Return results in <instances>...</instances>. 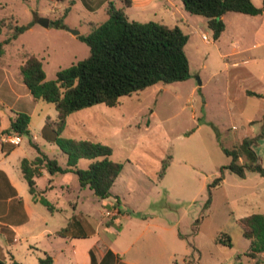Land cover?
<instances>
[{
	"label": "rangeland",
	"instance_id": "obj_1",
	"mask_svg": "<svg viewBox=\"0 0 264 264\" xmlns=\"http://www.w3.org/2000/svg\"><path fill=\"white\" fill-rule=\"evenodd\" d=\"M252 2L262 4V0ZM55 7L42 0H0V16L14 11L19 24L36 22L8 48L14 54L11 70L18 62L17 52L22 50L41 60L46 80L88 55V46L77 35L71 36L68 27L52 23L45 27L37 22L38 16L57 19L61 10ZM172 11L175 21L169 23L180 26L188 36L185 51L190 77L122 96L112 107L96 104L82 110L89 113L84 117L85 126L96 134L89 138L109 145L111 158L123 164L111 192L125 206V226L117 233L113 225L111 232L117 235L108 238V246L134 264H249L244 253L249 240L235 219L264 213V182L257 183L264 178L252 171L243 178L223 168L222 184L212 190L209 207L204 204L207 185L230 161L223 148H232L243 137L259 132L264 104L239 91L243 71L232 66L233 57L223 55L229 50V32L214 42L204 16L191 14L183 6ZM85 15L74 10L67 22L74 24ZM87 31L83 26L81 34ZM6 34L3 31L2 37ZM73 115L67 125L79 124V119L73 122ZM250 119L255 122L249 124ZM62 135L68 137L69 133L65 129ZM253 148L264 166V136ZM111 201L103 207L86 188L81 191L79 210L96 217L102 229L112 217H120L114 214ZM197 218L200 220L195 224ZM219 231L230 235L231 246L214 242ZM95 241V237L75 239L74 247L73 241L63 242L65 256L54 264H77L74 260Z\"/></svg>",
	"mask_w": 264,
	"mask_h": 264
},
{
	"label": "trees",
	"instance_id": "obj_2",
	"mask_svg": "<svg viewBox=\"0 0 264 264\" xmlns=\"http://www.w3.org/2000/svg\"><path fill=\"white\" fill-rule=\"evenodd\" d=\"M118 2L121 5H118ZM181 2L187 12L206 18L214 39H218L225 29L222 16L227 12L257 15L264 10V0L261 6H255L252 0H181ZM130 4L131 0H106L107 18L99 23H91L88 33L77 35V38L88 46V55L57 70L53 79L46 80L42 62L36 55L27 50L18 52L21 61L19 64L21 80L33 99L51 103L57 111L56 120L46 122L42 133L66 155L64 167L55 157L50 158L31 141L38 155L30 160L22 159L21 170L33 195L39 194L35 178L41 175L42 169L50 175L72 171L76 174L80 187L90 189L103 207H106L109 198H113L114 208L118 209V214H123L117 196L111 192V187L123 168L122 163L110 158L112 148L98 141L63 137L61 133L67 116L75 111L96 104L112 107L119 103L122 96L157 83H172L190 77L189 60L185 51L187 34L178 25L169 26L154 20L141 22L129 19L124 9ZM68 10V7L65 8L64 12L54 21L50 20V23L65 28L63 17ZM14 20L13 17L0 18V57L5 53V45L13 44L19 34L34 24L33 21L18 24L14 23ZM3 31L7 34L1 39ZM248 94L264 97L250 91ZM29 122L30 117L27 114L16 113L10 121L11 133L16 132L20 136L30 135ZM260 122L259 132L255 135L242 138L232 148H223L230 161L219 170L212 183L207 185L205 208L210 205L212 190L223 182V168L239 177H245L249 171L264 176L261 157L253 148L264 136V113ZM50 127L48 136L47 130ZM81 158L91 160L87 168L78 167L77 162ZM39 201L50 212L55 210L45 197L41 196ZM200 218L195 220V224ZM235 221L242 235L249 240L248 251L245 254L257 258L258 263L264 264V256L260 257L261 253L264 254V214L254 212L238 217ZM107 224L114 225L117 230L122 226V222L116 216ZM196 229L197 225H194L193 231ZM214 242L223 246L232 245L230 235L225 231H219ZM52 261V257L45 254L38 259V264H52ZM0 264L22 263L0 259ZM90 264H96L92 253Z\"/></svg>",
	"mask_w": 264,
	"mask_h": 264
},
{
	"label": "crops",
	"instance_id": "obj_3",
	"mask_svg": "<svg viewBox=\"0 0 264 264\" xmlns=\"http://www.w3.org/2000/svg\"><path fill=\"white\" fill-rule=\"evenodd\" d=\"M42 1L52 3L53 6H56V10H61V14L68 7L69 10L63 17L65 27L78 29L79 34H81L83 26L86 27L88 33L91 23H99L107 18L105 12L106 0ZM117 4L121 5L119 2ZM177 6L181 8L182 2L180 3L178 0H131L130 6L126 7L124 11L131 20L141 22L154 20L173 26L169 21H175L172 9ZM74 10L85 12L86 15L74 24H69L67 18ZM99 13L101 14L98 15ZM13 16L14 11L3 14L0 18ZM48 19L50 25V18ZM222 19L225 23V29L218 39L213 40L214 42L220 41L229 32V50L223 55L233 57L232 66L239 67L243 71L239 91L247 97L259 98V101L264 104L263 96L248 94V91H250L264 95V79H262L264 77V10L257 15L227 12L222 16ZM14 21V23H18V20ZM34 24L26 30L32 29ZM70 35L75 37L74 34L70 33ZM206 37L204 40L209 41L207 35ZM10 47L11 44L5 45V53L0 57V259L8 262L16 260L22 264H38V259L48 254L52 257V264H54L58 258L65 256L63 242L73 241L71 246L74 247L75 239L95 237L96 241L85 247L82 255L74 260L75 263L90 264L91 253L95 257L96 264L136 263L121 258L116 249L108 246V238L114 234L111 232L113 225L106 224L101 229L100 223L97 224L96 217L79 210L81 191L86 188L80 187L74 172L67 171L50 175L42 169L41 175L35 178L39 194L33 195L29 191L27 181L21 170V160L24 158L30 160L38 155L31 141L50 158L55 157L58 163L64 167L66 165V155L42 133L46 122L56 120L57 111L52 105L33 99L29 89L21 80L19 71L21 61L17 56L18 52L16 53L18 62L14 63L15 69H10L11 59L14 57V54H10L8 50ZM255 49L257 50L255 51ZM225 66L229 67L227 63ZM254 81H257V83ZM228 99H231L230 96ZM82 110L84 109L76 111L79 113H74L75 115L71 113L67 116L68 119L69 116L73 115V122L79 119V124L67 125L66 119L61 135L66 129V132L69 133V136H66L67 138L92 140L89 137H96L93 130L89 129L88 125L85 126L86 120L84 117L88 116L89 113H83ZM16 113H25L30 117L28 125L30 135L21 136V140L17 144L10 142L7 138V135L12 134L10 121ZM252 121L250 119L248 123L252 124ZM89 122L92 123V120H89ZM50 130L51 127L47 130L48 136ZM98 142L103 143L102 141ZM90 162V159L81 158L78 160L77 165L84 169L87 168ZM249 173L250 171L243 178L248 177ZM261 177L264 178V176ZM261 182H264V179L257 181V183ZM89 194L91 195V193ZM41 196L45 197L55 207L53 212H50L39 201ZM117 198L120 210L125 213L124 204L118 196ZM112 199L109 198L107 202H112ZM119 215L118 220L122 222L121 230L125 226V215ZM248 247L244 248V253L248 251ZM260 255V257L264 256L263 253ZM247 257L249 258V264L259 262H257V258Z\"/></svg>",
	"mask_w": 264,
	"mask_h": 264
},
{
	"label": "built area",
	"instance_id": "obj_4",
	"mask_svg": "<svg viewBox=\"0 0 264 264\" xmlns=\"http://www.w3.org/2000/svg\"><path fill=\"white\" fill-rule=\"evenodd\" d=\"M202 38L206 39L207 37L206 35H202ZM7 138L10 140V142L15 143V144L19 143L21 140V136L16 132H13L12 134L7 135ZM106 213L109 214L110 211L106 210ZM114 214H118V209L114 208Z\"/></svg>",
	"mask_w": 264,
	"mask_h": 264
},
{
	"label": "water",
	"instance_id": "obj_5",
	"mask_svg": "<svg viewBox=\"0 0 264 264\" xmlns=\"http://www.w3.org/2000/svg\"><path fill=\"white\" fill-rule=\"evenodd\" d=\"M37 22L40 25H42V26H45V27L49 26V19L48 18H42V17L41 18H38L37 19ZM67 30L70 33L74 34V35H78L79 34V31L77 29H69V28H67Z\"/></svg>",
	"mask_w": 264,
	"mask_h": 264
}]
</instances>
